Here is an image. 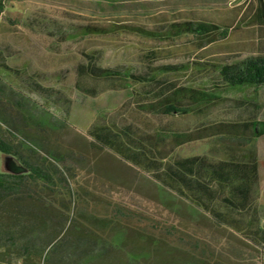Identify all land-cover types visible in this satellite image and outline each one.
<instances>
[{
	"label": "trees",
	"instance_id": "obj_1",
	"mask_svg": "<svg viewBox=\"0 0 264 264\" xmlns=\"http://www.w3.org/2000/svg\"><path fill=\"white\" fill-rule=\"evenodd\" d=\"M4 11L0 0V20L11 21ZM253 15L264 22V0H257ZM216 28L213 23L187 19L153 27L85 25L76 33L104 35L116 30L151 40H202ZM4 51L0 47V152L25 170H0V264H242L195 239L186 244L173 242L168 229L154 232L131 224L130 214L118 203L104 211L88 208L95 202L94 194L77 183L74 172L88 162L82 154L52 143L48 129L71 126L67 120L73 104L93 93V87L73 99L44 83L41 72L9 63ZM156 54L155 49L146 50L136 69L129 65L100 67L89 53L79 70L92 79H123L133 84L136 88L130 92L140 111L165 115L200 110L226 91L264 85V54L226 64L194 62L216 70L200 86L171 80V73L187 69L189 64H154ZM85 134L91 147L148 174L193 206L227 240L240 235L264 264V204L257 203L260 163L255 154L175 152L190 141L214 136L240 142L264 138V119L212 121L184 131H168L115 123L97 114Z\"/></svg>",
	"mask_w": 264,
	"mask_h": 264
},
{
	"label": "rangeland",
	"instance_id": "obj_2",
	"mask_svg": "<svg viewBox=\"0 0 264 264\" xmlns=\"http://www.w3.org/2000/svg\"><path fill=\"white\" fill-rule=\"evenodd\" d=\"M0 47L9 63L21 64L42 73V81L77 99L65 129H48L50 141L76 151L88 162L74 170L76 180L91 192L95 202L87 207L104 211L116 203L129 213V222L147 231L168 229L169 239L186 244L197 240L214 252H222L242 264H260L257 251L240 235L232 240L203 220L193 206L180 200L151 177L119 161L108 152L89 145L85 134L97 114L115 123L129 122L145 130L162 128L184 131L201 123L246 118L264 119V85L222 93V98L185 114L147 113L136 106L131 89L123 79H92L80 71L86 54L95 55L100 67L129 65L138 69L141 55L157 51L154 64L188 63L189 67L169 78L180 84L200 83L216 73L211 65L226 64L246 56L264 54V22L253 15L257 0H3ZM213 23L217 28L205 39L151 40L112 30L104 35H79L85 25L113 27L137 24L144 27L180 20ZM75 127V128H74ZM180 155L207 153L214 156L235 152L255 154L259 165L258 205L264 204V138L252 142L229 137L190 141L175 151ZM11 156L0 152V170L8 171ZM92 169H95L93 172ZM227 240V241H226Z\"/></svg>",
	"mask_w": 264,
	"mask_h": 264
},
{
	"label": "water",
	"instance_id": "obj_3",
	"mask_svg": "<svg viewBox=\"0 0 264 264\" xmlns=\"http://www.w3.org/2000/svg\"><path fill=\"white\" fill-rule=\"evenodd\" d=\"M8 171L19 173L25 170L20 164H18L12 157L8 160Z\"/></svg>",
	"mask_w": 264,
	"mask_h": 264
}]
</instances>
